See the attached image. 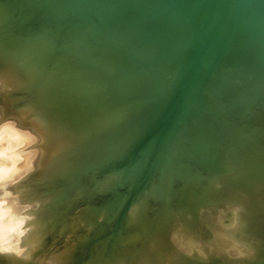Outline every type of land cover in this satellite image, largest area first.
Segmentation results:
<instances>
[{"label": "rangeland", "instance_id": "rangeland-1", "mask_svg": "<svg viewBox=\"0 0 264 264\" xmlns=\"http://www.w3.org/2000/svg\"><path fill=\"white\" fill-rule=\"evenodd\" d=\"M32 1H36L32 8L39 10L34 12L37 16L31 12L35 17H32V19L30 18V20L25 23L17 22L13 15L8 17L7 11L0 6V51H4V54L7 53L5 54L7 57L6 59L10 60H6L3 55V58H0L2 60H0V62H4L5 64H1L7 66L9 65L7 62L14 63L18 61L15 59H19V55L24 53L23 55L26 56L27 61L22 55L21 57L23 60L22 58L20 59L24 62L18 61L19 64L16 62V65L20 66V62H22L21 65H23L26 61L25 64H27V66L30 64V69L35 67L33 70H30V72H32L34 77L38 75L37 79L35 77L37 80L36 83L38 80L40 82H38V84H42L43 82L44 84L42 85L44 88L48 87L46 84L49 85L50 82H52V84L56 83L54 84L58 87L57 92L56 86H54L56 95L63 92V95H65L61 96L59 94L60 96L57 98L55 93H52L54 94L53 96L46 97V104L39 100L32 99L38 92L37 90L42 89L43 86H37L35 83L36 86H30L28 89L24 88V91L21 92L14 87L12 80L8 79L10 77L7 73V67H0L2 69L6 68L4 69L6 73H3L0 69V74L3 73L0 75V107H3V111H1L3 113L9 111V114L6 112L9 118L16 119L18 117L21 121H18L17 118L15 120L16 123H21V125L22 123L24 124V127L21 125L18 126L19 124L17 125L13 119L8 120L4 114L3 116L5 118L1 116L4 123L0 119V150L2 147L5 146L4 148H6L8 146L7 149L9 151L4 148L0 151V156L3 155V157H0V161L2 162V159H4L3 161L6 159L8 161H14L16 158L24 160L25 155L23 154L26 153V155H28L27 152L31 150V145H33L34 148L32 151L36 150V147H38V149L42 147L43 149L45 148L42 150L44 154H46L44 156L47 158L43 157L45 163H43L44 161L42 160L43 164L38 161L37 165L35 163L36 160H32L34 161L32 164H35L34 166L31 164V166L35 168H31L30 166V168L25 167V169L27 168V170H23L25 173L16 174L12 177L13 179L10 178L6 184L3 182L4 177H0L3 180L0 179V181L3 182H1L0 186V189L3 187L2 191H0V264H139V259L136 257L140 258L145 254L154 256V252L159 253V257L157 258L158 264L160 263L159 260H161L163 264H184L181 261V251L177 246L167 240L166 235L177 221H179L186 230H190L187 223L188 212H190V205H187L189 200L186 199L187 196L184 200L181 199V197L185 195V191L191 187V184L188 183V178L190 176L195 179H205L210 183L214 182L215 176L216 178L224 176L237 192L230 200L232 203L239 205L238 211L245 214H259L262 209L264 210V191H262V188H264V163H260L261 158L264 160V102H262L264 98L260 103L251 104L245 100L246 98L243 94V92L253 87L258 91H262L260 85L264 87V81L263 77L260 75V71L250 72L248 75H245L251 86L247 85V82L243 85L242 81L233 82L231 84L241 91L242 110L236 121L238 128L235 126L236 133L238 131V133L241 134H239V137H230V139L227 140L228 144H225V148L227 147V149H224V151H226V153L222 151L223 154L220 152L222 155L218 157H214L210 149L203 150L204 148H202L203 151L201 149L199 151L190 146L189 137L184 133V125L182 123L186 113L184 114L182 111L175 113V111L178 112V104L181 106L183 102L191 101L194 96L200 93L201 89L207 87L214 79H218L221 76V79L229 78L235 80L237 78L235 77L237 76L236 73L233 77L232 75L230 76L233 71L239 74L246 73V66L242 64L239 58L234 59L232 61L233 64L227 67L224 66L226 64L223 63V58L231 54V52L237 51V42L241 37L247 39H264V0H226V3L225 0H217L219 2L215 1L220 3L218 4V8L222 9V23L218 34L213 37L210 42H206L207 46L204 44V41H200V43L196 41V33L199 31L197 29L198 23L197 20L194 19L192 22L188 20L189 14L187 13H189L188 11L200 10L197 11L200 12L198 13L199 16L203 15L201 19H206L208 17L207 12L209 13L211 8L215 5L213 0H209L213 4L207 2L208 0H189L184 6L178 5L177 0H107L103 8H94L88 5L81 10L68 8L63 0ZM220 5H222V7H220ZM75 14L77 17H75ZM71 17L77 18L75 24H72ZM169 17H174V22H178L179 20L187 21L188 25H185L187 33L183 36L182 40L184 45H188L187 47L189 48H195L197 51V53H195V51L190 53L191 57V54L194 56V58L190 57L192 59L191 62L195 60L192 66L194 65L195 68L196 65L201 66L200 68H196L198 69V73L193 70V66V71L191 72H194L195 77L190 76L188 81L187 78L184 80L185 84L190 80L189 85L186 84L188 87L192 86L190 89H188V87L185 88L183 86L185 84L182 82L183 84H181L179 89L181 90V88L184 87L182 91H189L188 93L183 92L184 94L181 91L177 92V94L179 92L181 94H178L179 96L176 94V99L174 101L176 103L172 102L173 109L171 107L172 115L175 114L177 118L174 119L175 123L170 125V128H167L165 124L161 126L162 124L158 123V121L153 122L148 132L137 129V124L132 128H127V124L125 123L126 119H121L116 116L114 104L118 106L124 104L122 106L124 108L123 110L134 105H140V99H134L130 96V90H128L130 89L129 85L136 84L141 86L145 83H152L154 81L152 75L158 71H166L168 73L169 78L167 80L169 81L165 82L167 86V83L172 80L175 71L171 72L173 69L171 63H173L172 61L175 62L183 52V49L178 47L179 45H177L175 41L172 43L169 42L171 37L166 31L160 29L157 24L159 21H154L157 19L161 21ZM9 18L11 19L8 21ZM53 18L60 20V32L66 33L74 38L81 36L84 39V43L100 56L114 57V59L121 57L130 62L127 71L124 72L121 70L125 75L121 77L116 74L114 79L115 88L113 90V98L115 102L110 92L111 86H107L111 85L112 80L109 72L100 71V73H96L95 71H91L90 75H86L79 64H71L69 62L73 66H68L65 59L66 56H62L58 53L56 57L51 58V55H49L45 49H38L41 48L39 44L27 43L29 46H27L26 43L23 44L20 31H14L32 27L50 28V26L52 27V24H54ZM68 18L69 21H66ZM40 19H42V21ZM31 20L32 23L30 22ZM39 21L41 22L39 23ZM73 27L75 29H73ZM157 41L168 42L171 46L168 55L161 59L159 58L148 63H143V61L136 57L131 50L132 44L144 50V48L149 47L150 44L158 43ZM203 44L204 49L206 46L204 50L206 52H204L205 54H203V48H201ZM31 45L33 46L31 47ZM33 47L37 50L35 49V51H33ZM21 48L23 51H21ZM199 48H201V50ZM5 49H7V51ZM8 50L10 51L8 52ZM40 51H43V53H40ZM199 51H202L200 52L202 54H199ZM197 54L203 56L200 57ZM12 55L15 57L13 60ZM9 56L12 58L10 59ZM195 57L198 60H196ZM29 61L32 63H29ZM214 61L216 62L214 63ZM177 62H179V59ZM25 64L23 66H25ZM35 64L36 66L37 64L39 66L42 65V67L38 66L36 68V66H33ZM23 66L21 69H29V67ZM178 66H180V64ZM239 69L240 71H238ZM38 70L40 71L38 72ZM230 70L233 71L231 72ZM35 71L36 73L38 72L37 75ZM4 74H7L8 77ZM54 75H56V78L58 77L57 79L59 80L56 79L57 81L54 80V82L52 80V78L55 79ZM191 77L195 79H191ZM48 78L49 80L51 79L50 82ZM77 78H79V81H77ZM10 83H12V85ZM82 83H86V86ZM98 83L99 85L101 84L100 87L102 91H99L100 87ZM192 83H194V86ZM103 84L108 89L104 88L105 86ZM127 86L129 87L128 89ZM50 87H53V85ZM173 87L176 89L175 84ZM13 88L14 90L16 89L19 95L14 92ZM33 88L37 89L35 90ZM59 90L63 91L60 92ZM92 90L93 92H90V94L89 91ZM86 91H88L89 94H87V96ZM95 91L98 93L101 92V94L97 95ZM31 92L34 94H31ZM181 95H184L182 96V98L184 97L183 100H181ZM91 99H95L96 104H98L99 101V104L93 105L95 102L93 103ZM26 100H29V102ZM173 100L172 98V101ZM181 101L183 102L181 103ZM47 102L49 103L47 104ZM208 104L213 110L218 109V105L215 104L213 100L208 101ZM99 105H102V107L100 106L98 111ZM59 106L60 111L63 109L61 113L64 116L57 110ZM54 109L59 111L58 113L60 115L57 114L56 116L55 113L53 116L51 112L53 113ZM107 109L111 110L108 112ZM102 110L103 112H101ZM32 112L35 115L37 114L43 117L44 121L49 122V124L57 120L62 122L65 127L57 132H51L50 129H48V125H46L43 130L40 127L37 129L35 126L39 123L38 120L36 121L34 119V124L32 118L31 123L30 118L34 116L31 114ZM111 112H113V114H111ZM12 113H15L17 117L15 118ZM102 113L104 114L103 116ZM106 113H108L109 116ZM10 115L14 117H10ZM105 115L108 116V118H106ZM94 116H97L96 119ZM100 116L105 119H100ZM109 117L113 122L110 121ZM223 118H225V121L228 120L225 116ZM26 119L30 120V123L28 120L26 121ZM98 119L100 120L98 121ZM107 119H109V121ZM4 120H8L7 122L11 123L13 121L14 124H9L12 127L17 125L15 126L16 129L13 130L11 126L12 129L7 127L9 124L7 125L6 122L5 125ZM101 121L106 123L107 121L108 123L112 122L109 123L112 125L105 133H103L104 131L101 133V130H104L101 126H99L100 129L98 127L97 123ZM1 122L5 126H3ZM26 122L28 126L30 124L31 126L32 124L33 126L35 125V130L28 133L26 132L25 136L27 134L36 136L37 132H45L47 133L46 138L49 141L44 143L45 140H43L42 143L44 144H40L37 140L35 142L40 144L38 145L34 143L36 138L32 140L30 136H26L22 140H24V143H27L22 146L23 150L27 151V149H29V151H24V153L22 150L18 149V151H21L20 153L17 152V148L19 147L17 145L15 147L11 140H14L15 144L17 141H15V138L18 139L20 136H24L22 135L24 134L23 131H20L21 133L23 132L22 134H19L18 131L20 130L19 128H26ZM157 126L158 129L160 128L163 130L156 129ZM17 127L19 130H17ZM96 127H98V130ZM165 127L168 129L167 131L164 130ZM31 128L33 129V127ZM55 128L59 129L58 127ZM239 128L242 132H240ZM2 129L6 130L2 131ZM12 130L16 133H11L13 132ZM153 130L154 132L152 133ZM5 131L7 134L3 133ZM9 132L13 134L14 139H11V137L9 140L11 135ZM33 132L36 134L34 133V135ZM151 133L153 135L152 137H150ZM7 135L9 137H7ZM127 137H131L133 139L131 140L134 142L133 144L131 142L132 145L129 144L130 146H126L125 149L121 141ZM29 138L33 143H29L31 142ZM49 138H52V141ZM241 138L242 140H240ZM3 139L6 142H2L4 141ZM1 142L4 145H2ZM48 143H50V146L47 145ZM9 144L12 148L14 147L16 151L15 149L9 148ZM51 144H53V146ZM24 146H26V148L27 146L29 147L24 149ZM47 146L50 147V149ZM11 149L12 151H10ZM38 149L36 152L39 151ZM186 149L190 153H187ZM42 150L40 152H42ZM184 151L186 153H184ZM252 151H254L253 153H255V155L259 154V156L257 155L260 158H257L259 160H253L251 155L250 157L247 155L252 154ZM193 152L194 154L196 152L198 156L195 155V158L191 157L194 156ZM12 153L16 156L12 155ZM18 153L21 156L18 155ZM32 153L34 154V151ZM32 153L30 154L32 155ZM35 154L38 156L39 152ZM116 154H121L119 159H115L119 157ZM206 154L208 158H206ZM260 154H262V157ZM189 155L191 156L189 157ZM202 155L205 157L203 158ZM210 155L212 161L209 159ZM255 155L253 154V156ZM12 156H15L13 160L11 159ZM18 156L22 158L24 156V158L22 159ZM196 157L201 160L197 161ZM193 158L198 165H195L196 168H188V164L191 163L188 159L193 161ZM213 158H215L214 161ZM203 159L206 161L205 165L209 166L211 162L214 163V165L212 164L214 167L217 165L221 166H219L220 168L217 166L215 170L205 169L204 167H202V169L200 168L202 165L199 163ZM258 161L260 163L259 165L257 164ZM150 164H153V166L149 170ZM257 166L260 167V170H258L259 168ZM0 174L4 176L2 172ZM109 174L114 175L112 176L114 179L108 177L110 176ZM13 180L15 182H13ZM193 187L198 188V184L195 182ZM219 188L223 189V187ZM181 193L183 194L181 195ZM156 239L158 240L157 244L155 243ZM141 248H143L144 251L142 254L138 255L137 250ZM187 256L192 258L191 255ZM4 258L6 261H1L2 259L5 260ZM223 263L224 259L215 257V264ZM256 263H258V260L252 261V264Z\"/></svg>", "mask_w": 264, "mask_h": 264}, {"label": "bare ground", "instance_id": "bare-ground-1", "mask_svg": "<svg viewBox=\"0 0 264 264\" xmlns=\"http://www.w3.org/2000/svg\"><path fill=\"white\" fill-rule=\"evenodd\" d=\"M178 1V5L180 6H184L186 5V3L189 1V0H177ZM205 1V0H204ZM207 1V0H206ZM211 1V0H210ZM209 0L207 2H210ZM217 0H213V2H215ZM239 1V0H238ZM24 2L29 6L30 8L34 7L36 1H32V0H24ZM63 2L65 3V5L68 7V8H72V9H82V8H85L86 6H92L94 8H103L105 3L107 2V0H63ZM219 2V1H217ZM215 2V5L211 8V11L208 13L207 12V15L208 17L206 19H201L203 18V15L202 16H199L198 13L200 12H197V11H200V10H195V11H188L189 14L188 16V20H197V29L199 30L198 33H196V41H204L205 45H206V42H210L213 37H215L218 32L220 31V28H221V23H222V9L221 8H218V4L220 3H217ZM212 3V2H210ZM209 3V4H210ZM225 3H226V0H225ZM237 3V2H236ZM243 3V2H242ZM241 3V4H242ZM213 4V3H212ZM241 4H240V7H241ZM224 5V4H223ZM226 5V4H225ZM263 5V4H262ZM57 6V5H56ZM203 6V5H202ZM205 6V5H204ZM239 6V5H238ZM206 7V6H205ZM220 7H222V5H220ZM239 7V8H240ZM56 8V7H55ZM196 8V7H195ZM238 8V7H237ZM236 8V9H237ZM262 8V7H260ZM75 9V10H76ZM39 9H34L32 8V13L34 12H37ZM73 12V11H72ZM206 13V11H205ZM204 13V14H205ZM3 14V13H2ZM36 13H34L35 15ZM77 14V13H76ZM75 14V17H77ZM87 14V13H86ZM85 15V14H84ZM238 15V13H237ZM37 16V15H35ZM35 16H31V19L32 17H35ZM205 16V15H204ZM10 17V16H8ZM55 17V16H54ZM246 17V16H245ZM70 18V17H69ZM69 18L66 19V21L68 20L69 21ZM173 18L174 17H169L167 19H162L161 21L160 20H154V21H159L157 24L158 26L160 27L161 30H164L166 31V33L171 37V40L169 41L170 43L172 42H176L177 45H179L178 47H180L181 49H183V52L181 53V56L177 58V60L179 59V62H177V60L174 62L172 61L173 63H171L173 66V69L171 70V72H173L174 70V73H173V76H172V80L167 83V86L165 85V82H168L169 80H167L169 78V75L168 73L165 71H158L157 73L153 74L152 76L154 77L153 78V82L152 83H145L141 86H138L136 84L132 85L130 84V89H128L129 87L127 86V89L130 90V96L134 99H140L141 103H139L140 105L138 106H131L130 108L128 107V109L126 110H123L124 111V117L126 118V124H127V127H133L134 125L137 124V129L139 130H142V131H145V132H148V130L150 129V127L152 126L153 122L155 121H158V123H161L163 126V124H165V126H167V128H170L171 126L170 125H173L175 123L174 119L177 118V116L172 115V111H171V107L173 106V103H176L174 102L175 99H176V94L178 91H181L182 93L184 92V90L182 91V89L187 88L188 86H186V84L189 85V82L188 79L190 76H194V72L192 73L191 71L195 70L197 72L198 69H196L197 67L200 68L201 65H196V68L195 66L193 67L192 66V63L194 64L195 63V60L194 62H191V58L192 57L190 56V53L192 51H195V53H197V51L195 50V48H189L187 47L186 45H184L183 43V36L187 33V31L185 30V25H188L187 24V21L185 20H182V21H178V22H174L173 21ZM198 18V19H197ZM11 18L8 19V21L10 20ZM54 19V18H53ZM72 24H75L77 22V18H72ZM70 19V20H71ZM4 20V19H3ZM42 21V19H40ZM64 20V19H62ZM2 21V19H1ZM37 21V19H36ZM35 21V22H36ZM39 21V23L41 22ZM44 21V20H43ZM32 23V20L30 21ZM34 22V21H33ZM71 22V21H70ZM2 23V22H1ZM53 23L52 24V27L50 26V29L54 30V31H60L59 29V24H60V20H58L57 18H55L53 20ZM234 24V22H233ZM23 25V24H22ZM72 28V27H71ZM73 29H75L73 27ZM238 39V37H237ZM7 41V40H6ZM1 42V41H0ZM158 42V41H157ZM4 43V41H3ZM170 43L168 42H158L156 44H150L149 47L147 48H144V50L142 48H138L137 46L135 45H131V50L133 52V54L140 58L143 63H148L152 60H155V59H161L163 57H165L166 55H168L169 53V50H170ZM5 44V43H4ZM24 44V43H23ZM34 44V43H33ZM36 44V43H35ZM144 44V43H143ZM204 44L202 45L201 48L204 47ZM27 45V43H26ZM198 45V44H197ZM3 46V45H2ZM29 46V45H27ZM33 45H31L32 47ZM37 46V45H36ZM35 46V47H36ZM207 46V45H206ZM206 46H205V49H206ZM35 47H33V51H35ZM40 47V45H39ZM197 47V46H196ZM241 47V48H240ZM5 48V47H4ZM3 48V49H4ZM26 48V47H25ZM201 48H199L201 50ZM29 49V47H28ZM38 49H42L41 48H38ZM198 49V47H197ZM203 48V54H205L206 52L204 51L205 50ZM240 49V50H238ZM0 50H1V47H0ZM7 51V49H5ZM31 50V49H30ZM37 50V49H36ZM236 52H231V54H228L226 56H224L223 58V63H225L226 65H224L225 67L227 66H231L233 63L232 61L236 58H239L240 61L242 62V64H244L246 66V75H248L250 72H254V71H257L260 73L262 77H263V81H264V39L263 38H250V39H247V38H244V37H241V39H238V42H237V46H236ZM10 50H8L9 52ZM15 51V50H14ZM21 51L22 48H21ZM29 51V50H28ZM4 52V51H3ZM0 51V58H3V55L5 56L4 58L6 59V55L7 53H3ZM202 51H199L198 53L199 54H202L200 53ZM205 52V53H204ZM16 53V52H15ZM14 53V55H15ZM22 53V52H20ZM40 53H43V51H40ZM194 53V52H193ZM9 54V53H8ZM24 53L22 54H18L20 58L24 57L26 58L25 55H23ZM197 54V55H199ZM23 55V56H22ZM32 55V54H31ZM35 55V53H34ZM8 56V55H7ZM16 56V55H15ZM22 56V57H21ZM33 56V55H32ZM200 56V55H199ZM203 56V55H201ZM200 56V57H201ZM205 56V55H204ZM10 57V56H9ZM13 57V58H12ZM12 57H10V59L12 58L15 59V57L12 55ZM18 57V56H17ZM43 57V55H42ZM191 57V58H190ZM19 58V59H20ZM30 58V57H29ZM33 58V57H32ZM37 58V57H36ZM40 58V56H39ZM44 58V57H43ZM3 59V60H5ZM18 58L15 59V60H18V61H22L20 59L19 60ZM66 61H67V65L68 66H73L71 64H76V62L70 58V57H66L65 58ZM196 59V57H195ZM200 59V58H199ZM202 59V58H201ZM216 59V58H215ZM1 60V59H0ZM8 61H10L9 59H6ZM5 60V62H7ZM11 60V61H12ZM31 60V59H30ZM41 60V58H40ZM44 60V59H43ZM198 60V59H196ZM2 61V60H1ZM18 61H16L18 63ZM26 61H27V58H26ZM25 61V63H26ZM65 61V62H66ZM202 61V60H200ZM16 62L12 63V62H7L9 65L5 66V65H2L3 63L0 62L1 66L0 67H7V73L9 75L10 78H8L9 80H12V83L14 85V87H16L17 89H19V91H24L23 89H28V87L30 88V86L34 87L36 86L35 83H36V79L38 77L37 73L41 70H38V72L36 73L37 77L35 79V77L33 76L32 72H30V70H33L35 67L33 66H36L33 65L32 69H30V64L27 66V64L23 63V65L25 64L26 67H29V69H21V67L23 65L22 62H20V66H17L16 65ZM34 62H37V61H34ZM33 62V63H34ZM71 64H70V63ZM216 61H214L215 63ZM6 63V64H7ZM28 63V62H27ZM29 63H32L29 61ZM129 63L128 61L124 60L123 58L119 57V58H115V64H116V68H117V72L116 74L123 77L125 74L122 72V71H127L128 70V67H129ZM199 63V62H198ZM5 64V63H4ZM19 64V63H18ZM42 64V63H41ZM70 64V65H69ZM180 64V66H178ZM57 65V64H56ZM60 65V64H59ZM23 66V67H25ZM39 65L37 64L36 68L38 67ZM42 67V65H40ZM39 66V67H40ZM171 67V68H172ZM194 69H193V68ZM233 67V66H232ZM45 68V67H44ZM53 68V66H52ZM82 68V67H80ZM1 71L4 73H6V68L2 69L0 68ZM39 69V68H38ZM61 69V68H60ZM70 69V68H69ZM79 69V68H78ZM77 69V70H78ZM193 69V70H192ZM233 69V68H231ZM47 70V69H46ZM63 70V69H62ZM122 70V71H121ZM203 70V69H202ZM235 70V69H234ZM0 71V73H1ZM56 71V70H55ZM67 71V70H66ZM75 71V70H73ZM228 71V70H227ZM231 72L233 70H230ZM229 71V72H230ZM240 71V69L238 70ZM46 72V71H44ZM65 72V71H64ZM77 72V71H76ZM79 72V71H78ZM93 72V71H92ZM200 72V71H199ZM203 72V71H202ZM228 72V73H229ZM230 72V73H231ZM243 72V71H242ZM2 73V74H3ZM42 73V72H41ZM40 73V74H41ZM80 73V72H79ZM78 73V74H79ZM170 73V72H169ZM192 73V75H191ZM198 73V72H197ZM229 73V74H230ZM236 73L237 75V72H234L232 74H230V76L233 75ZM256 73V72H255ZM0 74V75H2ZM74 74V72H73ZM83 74V73H82ZM93 74V73H92ZM95 74V73H94ZM196 74V73H195ZM227 74V72H226ZM239 74V73H238ZM5 75V74H4ZM35 75V74H34ZM76 75V74H75ZM81 75V74H80ZM90 75V74H89ZM200 75V74H198ZM208 75V74H207ZM7 76V74L5 75ZM42 76V75H40ZM55 76V79L52 78V80L54 81H57L59 79L56 78V75ZM58 76V75H57ZM82 76V75H81ZM92 76V75H91ZM227 76V75H226ZM8 77V76H7ZM195 77V76H194ZM193 77V78H194ZM224 77V76H223ZM229 77V75H228ZM237 77V76H235ZM234 77V79H235ZM45 78V77H44ZM51 78V77H50ZM61 78V77H60ZM84 78V77H83ZM187 78V83L185 84L184 80ZM191 77V79H193ZM40 81H41V78L39 77ZM57 79V80H56ZM76 79V78H75ZM79 78H77V81ZM96 79V78H95ZM94 79V80H95ZM195 79V78H194ZM229 78H224V79H221V76L218 78V79H214L207 87L201 89L200 93L196 96H194L191 101H186V102H183L181 101V106L178 104V112L175 111V113H179V112H184L185 114V118L183 120V125H184V133L187 134V137H189V144L190 146L195 149V150H199L200 149L202 150V148H204L203 150L205 149H210L212 155L215 157V156H220L223 154L222 151H224V149L226 150L227 147L225 148V144L228 142L227 140L230 139V137H239L241 133H236V128H238L237 124H236V121H237V118L239 117L240 115V112L242 110V105H241V91L236 87V86H233L231 85V87L228 89L227 87V80ZM49 80V78H48ZM51 80V79H50ZM49 80V82H50ZM63 80V79H62ZM82 80V79H81ZM44 81V80H43ZM54 81V82H55ZM126 81V80H124ZM194 81V80H193ZM7 82V81H6ZM39 82V80H38ZM38 82L36 83L37 86L39 85H42L44 84L42 82V84H38ZM53 82V83H54ZM59 82V81H58ZM83 82V81H82ZM95 82V81H94ZM98 82V81H97ZM103 82V81H102ZM185 85H183L184 87L181 88V90L179 89L181 87V84L183 83ZM192 82V81H191ZM12 83H10L12 85ZM40 83V82H39ZM63 83V81H62ZM61 83V84H62ZM100 83H101V80H100ZM176 85V89L173 87L174 84ZM8 84V82H7ZM49 84V83H48ZM56 84V83H54ZM52 84V82H50L49 85L46 84V88H43L40 89V90H37L38 92L34 95V97L32 99H36V100H39L40 102L42 103H45V100L48 98L47 96H50L51 95L53 96L54 94L52 93H55L56 95V90L58 89V87L56 85ZM58 84V83H57ZM84 84V83H82ZM86 84V83H85ZM84 84V85H85ZM105 84V82H104ZM103 84V85H104ZM191 84V83H190ZM194 83H192L193 85ZM9 85V86H11ZM51 85H53V87H50ZM101 85V84H100ZM99 83H98V86L100 87ZM102 85V86H103ZM124 85V84H123ZM41 86V87H42ZM54 86H56V90H54ZM86 86V85H85ZM89 86V85H87ZM96 86V85H95ZM105 86V85H104ZM107 86H111V85H107ZM194 86V85H193ZM31 87V88H32ZM94 87V86H93ZM192 87V86H191ZM191 87H188V89H190ZM22 88V89H21ZM84 88V87H83ZM98 88V87H97ZM106 88V86L104 87ZM104 88H103V91H104ZM21 89V90H20ZM35 89V88H33ZM37 89V88H36ZM35 89V90H36ZM62 89V88H61ZM85 89V88H84ZM89 89V88H88ZM93 89V88H92ZM102 88L100 87L99 91L101 90ZM108 89V88H106ZM168 91H167V90ZM187 89V90H188ZM193 89V88H192ZM14 90V88H13ZM31 90V89H29ZM91 90V89H89ZM60 91V90H59ZM63 90H61L60 92H62ZM65 91V90H64ZM83 91V89H82ZM98 91V89H97ZM102 91V90H101ZM106 91V90H105ZM189 91V90H188ZM188 91H185L184 93H188ZM14 92H16V94H18V92L16 91V89L14 90ZM58 92V90H57ZM84 92V91H83ZM86 96L88 94V91H86ZM90 92H93L92 91H89ZM96 92V91H95ZM118 92V91H117ZM128 92V91H127ZM20 93V92H19ZM64 93V92H63ZM63 93H59L61 96H64ZM82 93V92H81ZM97 95L101 94V92H96ZM102 93H105V92H102ZM183 93V94H184ZM31 94H34L31 92ZM56 95L57 98L58 96L60 95ZM91 94V93H90ZM95 94V93H93ZM107 94V93H106ZM178 94H181L180 92ZM177 94V95H178ZM19 95V94H18ZM89 95V94H88ZM103 95V94H102ZM101 95V96H102ZM108 95V94H107ZM204 95V96H203ZM31 96V95H30ZM91 96V95H90ZM94 96V95H93ZM179 96V95H178ZM182 96L184 95H181V100H183ZM47 97V98H46ZM49 97V98H50ZM67 97V96H66ZM92 97V96H91ZM99 97V96H98ZM105 97V96H104ZM175 97V98H174ZM187 97V95H186ZM185 97V98H186ZM31 98V97H30ZM62 98V97H61ZM60 98V100H61ZM94 98V97H92ZM172 98L174 99L172 101ZM180 98V97H178ZM92 100V99H91ZM99 100V99H98ZM180 100V99H179ZM185 100V99H184ZM210 100H213L215 102V104L218 105V109L216 110H213L212 108H210L209 104H208V101ZM27 102H29V100H26ZM55 101V99H54ZM59 101V100H58ZM64 101V100H63ZM66 101V100H65ZM177 101V100H176ZM50 102V101H49ZM47 102V104L49 103ZM52 102V101H51ZM60 102V101H59ZM90 102V101H89ZM92 102L95 104L93 105H98L99 104V101H98V104H96V100H92ZM105 102V101H104ZM115 102V101H114ZM173 102V103H172ZM178 102V101H177ZM180 102V101H179ZM102 103V102H100ZM212 103V102H211ZM249 103V102H248ZM260 103V102H259ZM41 104V103H40ZM46 104V103H45ZM1 105V104H0ZM65 105V104H64ZM124 105V104H123ZM123 105H120V106H123ZM175 105V104H174ZM211 105V104H210ZM102 107V105H99L98 106V111H99V107ZM176 106V105H175ZM61 107L63 108V106L61 105ZM96 107V106H95ZM177 107V106H176ZM185 107H186V110H185ZM61 108V109H62ZM94 108V107H93ZM108 108V107H107ZM175 108V107H174ZM3 109V107H0V111ZM60 109V106L57 110ZM102 109V108H101ZM173 109V107H172ZM111 110V109H110ZM110 110L107 109V111L109 112ZM115 110V109H114ZM113 110V111H114ZM177 110V108H176ZM3 111V110H2ZM0 112V119L1 121L3 122V119L1 118V116H6V118L9 120V119H13V118H9V111L7 112L8 114L3 113V112ZM33 111V110H32ZM54 112L51 114L54 116L55 113H56V116L57 114H59L58 112L60 111H56L55 109L53 110ZM63 111V109H62ZM60 111V113L62 112ZM94 111V110H93ZM34 112V111H33ZM33 112L31 114H33ZM97 112V111H96ZM103 112V110L101 111ZM106 112V110H105ZM104 112V114H105ZM11 114V113H10ZM14 114L15 118L17 117L15 115V113H12ZM102 113V116L104 115ZM108 115V113H106ZM111 114H113V112H111ZM115 114V113H114ZM18 115V114H17ZM24 115V114H23ZM34 116L31 117V123H32V118H33V123L35 124L34 122V119L39 123H37L35 126V128L38 129V127L42 128V130L44 129V127L46 125L49 126L48 129H50V131L52 132H57V131H61L65 126L62 124V122L60 121H53V122H45L43 117L41 116H38L37 114H33ZM60 115V114H59ZM61 115H63L61 113ZM97 115V114H96ZM177 115V114H176ZM179 115V114H178ZM3 116V117H4ZM8 116V117H7ZM13 115L10 117H14ZM64 116V115H63ZM100 116V119L104 118ZM106 116V115H105ZM109 116V115H108ZM108 116H106V118H108ZM227 117L228 120L225 121L223 117ZM59 117V116H58ZM95 117V116H94ZM97 117V116H96ZM95 117V119H96ZM114 117V115H113ZM5 118V117H4ZM18 118V117H17ZM16 118V119H17ZM124 118V119H125ZM16 119H13V121H15ZM61 119H64V118H61ZM94 119V118H93ZM98 119V121L100 120ZM105 119V118H104ZM110 121L111 118L109 117ZM109 119H107L109 121ZM113 119V118H112ZM7 120V121H8ZM28 119H26L27 121ZM224 120V121H223ZM5 121V120H4ZM5 121V125H6V122ZM12 121V123H13ZM18 121H21L19 120L18 118ZM17 121V122H18ZM25 121V119H24ZM23 121V122H24ZM30 120H28L29 122ZM64 121V120H63ZM106 121V120H104ZM106 122H98V127L101 126L102 129L104 130H101V133L102 131H104L103 133H105V131L107 129H109L111 127L112 124H109V123H112V122H109L108 123ZM1 122V123H2ZM96 122V121H95ZM94 122V123H95ZM4 123V122H3ZM2 123V124H3ZM12 124L11 122H7V125L8 124ZM16 123V121H15ZM25 123V122H24ZM30 123V122H29ZM123 123V122H122ZM1 124V125H2ZM8 125L7 127H10L11 125ZM14 124V123H13ZM17 124V123H16ZM19 124V123H18ZM17 124V125H18ZM28 123L26 122V128H23L24 127V124L21 123L18 125V126H23L21 128L18 129L17 127V130H19V134H22L24 132V136H20L18 139L15 138V144H14V140H11L13 142V145H16L19 147L17 148V152H20V150H22V152L26 151V150H23V146L22 145H25L27 142L24 143V140H22L23 138H25L26 136L29 137L30 135H26V132H32L35 130L33 124L31 126V124L29 126L33 127V129L30 127V128H27L29 127L27 125ZM96 124V123H95ZM96 124V125H97ZM3 124V126H5ZM15 125V126H17ZM169 125V127H168ZM12 127L13 130L16 129V127ZM58 127L59 129L55 128V127ZM72 126V125H71ZM125 126V125H124ZM235 126H237L235 128ZM6 127V128H7ZM10 127V128H11ZM98 127L97 130H98ZM4 128V127H3ZM11 128V129H12ZM163 128V127H161ZM231 128V129H230ZM235 128V129H234ZM249 128V127H248ZM251 128V126H250ZM1 129V127H0ZM8 129V128H7ZM37 129H36V132H37ZM100 129V127H99ZM158 129V126L157 128ZM155 129V130H156ZM240 129V128H239ZM3 130H6V129H2ZM10 130V129H9ZM8 130V131H9ZM12 130V131H13ZM16 130V131H17ZM158 130H163V129H158ZM164 130H168L165 129ZM249 130V129H248ZM7 131V132H8ZM20 131H23L22 133ZM39 131V130H38ZM41 131V130H40ZM49 131V130H48ZM126 131V130H124ZM138 131V130H137ZM250 131V130H249ZM11 132V131H10ZM9 132V133H10ZM100 132V130H99ZM154 132V130L152 131V133ZM159 132V131H157ZM240 132H242V130L240 129ZM5 134V132H3ZM8 133V134H9ZM11 133H16V132H11ZM10 133V134H11ZM35 132H33L34 134ZM152 133L150 134L152 137ZM4 134V135H5ZM18 134V135H19ZM30 134V133H29ZM32 134V133H31ZM36 134V133H35ZM34 134V135H35ZM55 134V133H54ZM163 134V133H162ZM165 134V132H164ZM163 134V135H164ZM183 134V133H182ZM237 134V135H236ZM3 135V137H4ZM12 135V136H11ZM10 137L7 135V137H9V140L10 138L11 139H14L13 137V134H11ZM15 135V134H14ZM155 135V133H154ZM252 135V134H251ZM47 136V133L45 132H37L36 136H30L33 140V138H36V140H34V143H37L35 141H39L40 144H44L46 142H48L49 140L46 138ZM162 136V135H161ZM50 137V136H49ZM186 137V136H185ZM1 138V137H0ZM135 138V137H134ZM148 138V137H147ZM164 138V137H163ZM20 139V140H19ZM30 139V138H29ZM50 139V138H49ZM132 138L131 137H127L126 139L122 140L121 143L122 145L125 147L126 149V146H130L129 144H133L134 141L131 140ZM4 140V139H3ZM23 143H22V141ZM27 140V138H26ZM44 141V143H42V141ZM52 141V138L50 139ZM54 140V139H53ZM147 140V139H146ZM149 140V138H148ZM162 140V139H161ZM234 140V139H233ZM242 140V138L240 139ZM1 141V139H0ZM11 141H10V144H11ZM31 141V139H30ZM50 141V142H51ZM2 142H6L5 140L2 141ZM1 142V143H2ZM54 142V141H53ZM52 142V143H53ZM9 143V141H8ZM7 143V144H8ZM29 143H33V141L29 142ZM9 144V146H10ZM38 144V143H37ZM36 144V145H37ZM38 144V145H40ZM50 143H48L47 145H49ZM131 144V145H132ZM228 144V143H227ZM243 144V142H242ZM246 144V143H245ZM2 145H4L2 143ZM31 145V144H30ZM29 145V146H30ZM37 145V146H38ZM53 146V144H51ZM160 145V144H159ZM158 145V146H159ZM236 145V144H235ZM234 145V146H235ZM21 146V148H20ZM27 146V148L29 147ZM50 146V145H49ZM54 146L56 147V145L54 144ZM247 146V145H245ZM1 147V145H0ZM5 147V146H4ZM1 148V150H3V148ZM8 147V146H7ZM4 148L5 150L7 149ZM35 147V146H34ZM41 147V146H40ZM48 147V146H47ZM231 147V146H230ZM233 147V145H232ZM9 148H12L11 146ZM26 148V146H24V149ZM26 148V149H27ZM31 150L29 151V149H27V154H23L25 155V158L24 160H21V159H15L14 161H8L7 159L5 161H3L4 159H2V162L0 161V173L2 172V175L4 176H1L0 174V177H4L3 178V182H5L4 184H6V182L11 178L13 179L12 177L15 176L16 174L19 175V173H25L23 170H27V168H32L34 166V164L38 163V161H40L39 163L43 164L45 163V160L43 159L46 158L44 155V149L43 147L42 148H39L36 147V150H33L34 151V154L32 153V149L33 148V145L30 146ZM50 149V147H48ZM54 148V147H53ZM121 148V147H120ZM118 148V149H120ZM130 148V147H129ZM177 148V147H175ZM188 148V147H187ZM191 148V149H192ZM229 148V147H228ZM235 148V147H234ZM240 148V147H239ZM246 148V147H245ZM249 148V147H248ZM12 149H15L14 147ZM12 149L10 151H12ZM18 149H20L18 151ZM37 149L39 150V154L37 151ZM42 152H40L41 150ZM123 149V148H122ZM172 149V148H171ZM170 149V150H171ZM189 149V148H188ZM192 149V150H193ZM243 149V148H242ZM0 150V151H1ZM4 150V151H5ZM8 150V149H7ZM48 150V149H47ZM114 150V149H113ZM129 150V149H128ZM187 150V149H186ZM194 150V151H195ZM202 150V151H203ZM206 150V151H207ZM230 150V149H228ZM234 150V149H233ZM238 150V149H237ZM9 151V150H8ZM8 151H5V152H8ZM16 151V149H15ZM138 151V150H137ZM157 151V150H156ZM178 151V150H177ZM191 151V150H190ZM232 151V150H231ZM50 152V151H49ZM118 152V150H117ZM197 152V151H196ZM194 154V156H191L189 155V157H194L195 158V155L198 156V152ZM205 152V151H204ZM203 152V153H204ZM222 152V154L220 153ZM226 153V151H224ZM254 151H252L251 153L252 154H247L249 157L251 155V158L253 160H256L257 158H259V154L255 155V153H253ZM4 153V152H3ZM32 153V155L30 154ZM38 154V156H36V154ZM46 153V152H45ZM52 153V152H51ZM116 153V152H115ZM119 153V152H118ZM130 153V152H129ZM184 153H186L184 151ZM187 153H190L188 152L187 150ZM192 153V152H191ZM207 153V152H206ZM248 153V152H247ZM1 154V153H0ZM11 154V153H10ZM175 154V153H174ZM192 154V155H193ZM253 154L255 156H253ZM12 155H15L12 153ZM18 155H20L18 153ZM49 155V154H48ZM117 156L119 157H116L115 159H119L121 154H116ZM186 155V154H185ZM205 155V154H204ZM261 157H262V154H260ZM16 156V155H15ZM15 156H12V160L14 159L13 157ZM21 156V155H20ZM18 156V157H20ZM36 156V157H35ZM69 156V155H68ZM149 156V155H148ZM154 156V155H153ZM188 156V155H187ZM201 156V155H200ZM199 156V157H200ZM203 156V155H202ZM224 156V155H223ZM0 157H3L0 156ZM10 157V156H9ZM49 157V156H48ZM182 157V156H181ZM205 156H203L204 158ZM216 157V158H217ZM248 157V158H249ZM22 158V157H20ZM22 158V159H23ZM193 158V161L189 160V163L188 164V168H196L195 165H198V163H196L195 159ZM202 158V157H201ZM206 158H208L207 154H206ZM211 155H210V160H211ZM247 158V157H246ZM9 159V160H11ZM47 159V158H46ZM197 159V157H196ZM215 158H213V161H214ZM260 159V158H259ZM257 159V160H259ZM262 159V160H261ZM260 159V163H264V160L263 158ZM32 160H36L34 164H32ZM42 160L44 161L42 163ZM156 160V159H154ZM201 159H197V161H200ZM209 160V161H210ZM241 160V159H240ZM23 161V162H21ZM208 161V160H207ZM212 161V160H211ZM237 161V160H236ZM248 161V160H247ZM262 161V162H261ZM31 162V163H30ZM204 162V164H203ZM238 162V161H237ZM245 162V161H244ZM252 162V161H251ZM21 163V164H20ZM208 163V162H207ZM241 163V162H240ZM249 163V162H248ZM254 163V162H253ZM259 161L257 162V164L259 165L260 164ZM31 164L33 166H31ZM40 164V165H41ZM200 165H202L200 168L204 167L205 169L208 168V169H212V170H215L217 169V166H221V165H217V166H213L214 163H211V165H205L206 164V161H204V159L199 163ZM216 164V162H215ZM261 164V165H262ZM30 166V167H29ZM153 166V164H150V168L149 170L151 169V167ZM256 166V164H255ZM23 169H22V168ZM25 167H27L25 169ZM260 170V167L257 166ZM263 167V166H262ZM35 168V167H33ZM220 168V167H219ZM223 168V167H222ZM187 169V168H185ZM203 169V168H202ZM264 169V167H263ZM220 170V169H219ZM251 170V169H250ZM23 171V172H21ZM29 171V169H28ZM252 171V170H251ZM262 171V170H261ZM264 171V170H263ZM126 172V171H125ZM4 173V174H3ZM219 174V173H217ZM259 174V173H258ZM264 174V173H263ZM110 175V174H109ZM129 175V174H128ZM127 175V176H128ZM132 175V174H131ZM112 176L114 175H110L108 177H111V179H114ZM130 176V175H129ZM20 177V176H19ZM116 177V176H115ZM125 178V177H124ZM133 179V178H132ZM214 182L210 183V182H207L205 179H200V178H193V177H189L188 178V183L191 184V187H189V189H187V191H185V195H183L181 197V195L183 193H181L180 197L181 199H186L189 200L188 204L187 205H190V212H188V219H187V223L189 225V228L190 230H186L185 227L179 222L177 221L174 225V227L168 232V234L166 235L167 237V240L171 243H173V245L177 246L179 248V250L181 251V261L182 263L184 264H204V257L207 255L208 251L211 250L214 254V257H220L222 259H224V263L223 264H252V261H254L253 259V253L254 251L258 248L259 246V241L261 239V236L264 235V210L262 209L259 214L257 213H253V214H245L243 212H240L238 211V208H239V205L238 204H234L231 202V198L237 193L235 191V189L230 185V182L228 181L227 178H225L224 176H221L219 178H214ZM14 180H15V177H14ZM13 180V182H15ZM18 180V179H17ZM0 181V186H1V182ZM11 181V180H10ZM111 181V180H110ZM113 181V180H112ZM115 181V180H114ZM2 182V183H3ZM197 183L198 184V188H194L193 187V184L194 183ZM3 184V185H4ZM129 184V183H128ZM219 187H223V189L219 188ZM3 187H1L0 191H2ZM1 193V192H0ZM187 193V194H186ZM78 195V194H77ZM81 195V194H79ZM6 200V199H5ZM1 204V203H0ZM10 205V204H9ZM62 214V212H61ZM59 215V214H57ZM59 218V217H58ZM57 218V219H58ZM63 218V217H62ZM191 218V220H190ZM56 219V220H57ZM55 220V221H56ZM59 221V220H57ZM62 221V220H61ZM186 222V220H185ZM56 223V222H55ZM149 226V225H148ZM147 231V230H146ZM192 235V236H190ZM156 244L158 243V240L156 239ZM92 244V243H91ZM95 245V244H94ZM93 246V245H91ZM96 246V245H95ZM90 248V247H89ZM154 252V251H153ZM191 255L192 258L188 257L187 255ZM78 257V256H77ZM136 257V256H135ZM159 257V253L158 252H154V256L152 255H148V254H145V255H142L140 258L139 257H136L137 259H139V264H158L157 263V258ZM23 258V257H22ZM5 259V258H4ZM23 260V259H22ZM256 260H258V263L256 264H259V259L257 258ZM1 261H6L5 260H1ZM160 263L159 264H163L161 260H159ZM13 262V261H12ZM2 263V262H1ZM11 264V263H10ZM90 264V263H89Z\"/></svg>", "mask_w": 264, "mask_h": 264}, {"label": "water", "instance_id": "water-1", "mask_svg": "<svg viewBox=\"0 0 264 264\" xmlns=\"http://www.w3.org/2000/svg\"><path fill=\"white\" fill-rule=\"evenodd\" d=\"M0 6L7 11L8 16H15L16 21L19 23L28 22L31 18L32 8H30L29 4L27 5L24 0H0ZM14 31H20L23 43L39 44L49 53V55H51V58L56 57L58 53L62 56L72 58L76 64H79L82 67V70L86 75L90 74L91 71H95L96 73H100V71L109 72L112 78L110 92L113 98V90L115 88L114 79L117 72L114 57L100 56L84 43V39L81 36L74 38L66 33L54 31L47 27H32ZM245 75V73H237V78L235 80L228 79L226 82L228 89L233 82L242 81L243 85H245L246 82L247 85H250ZM260 86L262 87V91H258L253 87L243 92L247 102L251 104L261 102L264 98V87L262 85ZM262 102H264V100ZM114 105L116 108V116L121 119L125 118L123 111L124 108L116 104Z\"/></svg>", "mask_w": 264, "mask_h": 264}, {"label": "snow or ice", "instance_id": "snow-or-ice-1", "mask_svg": "<svg viewBox=\"0 0 264 264\" xmlns=\"http://www.w3.org/2000/svg\"><path fill=\"white\" fill-rule=\"evenodd\" d=\"M264 191V188H262ZM144 251L143 248L137 250V254L140 255ZM259 259V264H264V235L261 236L258 248L253 253V259ZM204 264H215V257L211 250L208 251L207 255L203 258Z\"/></svg>", "mask_w": 264, "mask_h": 264}]
</instances>
